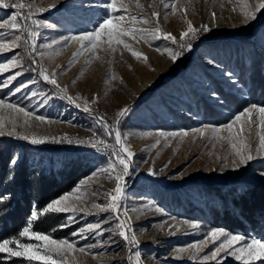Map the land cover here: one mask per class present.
Listing matches in <instances>:
<instances>
[{
    "label": "rangeland",
    "instance_id": "1",
    "mask_svg": "<svg viewBox=\"0 0 264 264\" xmlns=\"http://www.w3.org/2000/svg\"><path fill=\"white\" fill-rule=\"evenodd\" d=\"M24 2L35 3L37 8L45 9L43 12H36L34 17L41 21L40 27L35 29L40 35L35 40V50L31 48V40L25 44L22 39L19 48L0 53V63H6L14 56L19 60L18 67L0 73V99L23 107L32 115L25 117L23 113L0 108V122L3 123L2 130L5 132L12 129L14 121L18 135L47 137V142L51 141L52 137L61 139L67 136L74 142L65 141L66 144L78 146L77 148L83 145L90 147L91 151L88 152L93 155L91 173L70 191L62 194L76 189L69 203L83 209L74 214L64 213L67 221L69 216L75 215V221L69 224L76 226L73 233L97 221L102 223L103 229H115L117 223L112 212H99L92 207L93 203L104 205L109 202L105 194L114 189L116 181L106 174L94 176L93 173L107 167L110 161L114 162L115 156L108 159L103 154V151H109L110 148L105 149L100 145L94 148L90 143L80 144L75 141L102 138L108 144L115 145L114 135H107L102 127L106 122L118 128L133 153L129 162V174L122 181L126 183V187L122 199L123 208L119 215L121 219L128 220L127 234H134L137 243H126L118 234L110 231H103L102 235H98L96 231L85 232V238L71 233L69 238L62 239L73 242L77 249L83 247L88 251L61 252L54 258L60 264H129V255L133 256L134 264H242L235 255H226L223 250L215 259L211 258V252L225 237L214 239L209 233L222 228L204 225L196 219L173 211L166 204V200L162 201L161 194H166L170 188L182 184L223 183L228 187L232 182L247 180L264 186V177L260 175L264 172V154L254 151L253 160L234 170L232 161L237 160L238 163V158L228 140L220 139L227 137L228 132L221 129L219 133L214 134L212 127H205L226 125L235 115L253 104L264 106L263 102L255 101L246 91H242L235 79L236 59L247 62L251 52L259 48H262L264 53V10L257 14L255 20L245 23L238 4L233 3V0H138L140 6H137V0H123L127 9L123 14L130 23L138 28L150 29L157 23V18L153 17L152 13L159 12V27L163 32L175 36L178 43L185 42L180 40V35L187 30L188 21L198 29L206 25L209 31H201L196 37H186V41L191 42L192 49L184 51L176 62L166 53H161L166 48L180 51L178 43L151 38L145 42L138 35L135 40L129 37L124 39L131 45L132 50L143 53L147 62L135 58L122 45H114L117 49L115 52L97 50L96 56H93L90 50L83 51L73 61V53L78 51L80 44L78 41L65 44L62 38L91 31L106 16L102 5L108 0ZM172 3L176 5L175 12L170 7H165ZM239 3L255 7L258 0H239ZM117 6H120L119 0ZM13 11L15 10L0 8V21ZM119 14L121 13H117ZM129 14L143 16L149 20V24L131 21ZM211 34H217L219 40L207 43L204 38ZM10 36L11 33L9 38ZM222 39H248L252 42H243L239 48L234 49L232 41L223 43ZM57 40L61 42L52 44ZM49 44H52L51 48L48 47ZM227 55L228 62H232V68L224 69L222 62L216 60L220 57L223 60ZM41 68L46 69L49 74H55L59 88L43 80L39 75ZM202 69L207 70L211 77L221 83L233 84L234 93L237 97L245 99V104L234 112L225 113L229 115L221 122L203 121L199 115L193 114L187 115L191 118L187 123L171 120L170 113L164 110V102L172 105L174 101L184 99L183 95H178L183 90L198 88L201 92L202 88H206V97L212 101H220L212 91L210 81L204 76ZM13 75H16V78L9 81V77ZM4 84L7 86H3ZM17 87H20L21 91L16 92ZM60 88L66 89V93ZM147 92H150L151 96L138 103V98ZM67 96H71L73 100L67 99ZM85 101L88 102L90 112L83 111ZM77 104L81 107H77ZM124 108L129 111L119 118L117 124L116 114ZM222 110L224 112L225 108ZM36 116H43L45 120H37ZM101 117L102 120L99 119ZM260 119L259 112H253L251 123L245 122L246 117L241 120L245 125L243 138L253 147L258 146V134H264V129L258 127ZM239 126L234 125V130ZM196 129H203L204 134L201 135ZM185 132L187 135H184ZM160 133L165 135L161 136ZM168 133L177 135L167 136ZM18 135L3 136L30 147L35 145L28 140L19 139ZM120 170L121 167L117 164L115 171ZM111 175L114 177L115 172ZM143 184L147 187H142ZM124 209L127 210L126 215ZM106 218L110 219V223H103ZM193 224L197 226L193 227ZM222 230L229 235L243 236L245 240L259 239L255 235L247 236ZM20 239L21 242H29L27 237ZM245 240L234 242L230 251L243 247ZM9 247L15 250L17 246ZM178 249L184 250L178 252ZM137 251L140 253L139 261L135 258ZM205 255L210 257L207 261L203 260ZM13 258L22 260L23 264H42L41 261L30 262L24 257L0 253L2 264H8L6 262ZM254 264H264V261H256Z\"/></svg>",
    "mask_w": 264,
    "mask_h": 264
},
{
    "label": "trees",
    "instance_id": "2",
    "mask_svg": "<svg viewBox=\"0 0 264 264\" xmlns=\"http://www.w3.org/2000/svg\"><path fill=\"white\" fill-rule=\"evenodd\" d=\"M204 39L207 43H215L219 36L211 34ZM222 41H232L234 49L243 42H252L248 39ZM250 55L247 62L236 59V83L255 101L264 103L263 49L259 48ZM228 60L227 55L223 60L220 57L216 61L222 62L223 68L228 69L232 68V62ZM202 73L209 79L211 89L220 101L206 97V88H202L201 92L198 88L183 90L178 95H183L184 99L176 100L172 105L164 102V110L170 113L171 120L187 123L191 120L187 115L193 114L199 115L203 121L221 122L229 115L225 113L234 112L245 104L246 100L234 93L233 84L221 83L205 69H202ZM150 96V92L144 93L137 102ZM77 147L66 142L51 141L30 147L13 138L0 136V194L8 196L6 201L0 203V242L18 238L19 232L27 226L34 206L37 211L42 210L91 173L93 155L88 152L91 151L90 147ZM83 150L86 152H81ZM13 159L16 160L15 164L11 163ZM142 187L147 186L143 184ZM161 198L173 211L204 225L247 236L255 235L264 240V186L247 180L232 182L228 187L223 183L182 184L170 188L166 194L162 193ZM65 222L64 213H49L33 222V230L51 233L56 239L69 238L76 226L60 227ZM6 263L23 264L18 258Z\"/></svg>",
    "mask_w": 264,
    "mask_h": 264
},
{
    "label": "snow or ice",
    "instance_id": "3",
    "mask_svg": "<svg viewBox=\"0 0 264 264\" xmlns=\"http://www.w3.org/2000/svg\"><path fill=\"white\" fill-rule=\"evenodd\" d=\"M120 6L118 7V0H108V2L104 3L102 6L106 10V16L102 18L95 27L91 31L85 32L79 36H65L62 38V41L67 44L70 41H78L80 44V48L76 53H73V61L76 57L83 51L90 50L93 56H96L97 50H110L115 52L117 49L114 45H122L124 49H127L131 52V54L137 59H143L147 62V57L139 52L132 50L131 45L124 39L125 37H129L132 40H135L137 35L140 39L145 42L151 39H163L170 40L173 44H177V39L171 33L163 32L159 27L158 20L160 13L153 12L152 16L157 18V23L150 29L146 28H138L134 24L130 23L129 20L125 18L123 13L127 12L123 4V0H119ZM233 3H237L240 9L241 14L245 18V23L250 20H255L257 18V14L264 10V0H258V3L255 7L250 6L249 4H240L239 0H233ZM137 6L138 4L137 0ZM142 7V6H141ZM165 7H170L173 12H175L176 5L172 3L171 5H165ZM0 8L3 9H12L15 10L9 14V16L2 21H0V53L12 51L13 49L19 48L21 46V41L25 44H28L29 40L32 41L31 48L35 50L36 44L35 40L40 35L36 28H39L41 25V21L35 19L36 12H43L45 9L37 8L35 3H25L24 0H0ZM117 13H121L117 15ZM213 18H215V13L212 14ZM131 21H139L142 24H149V20L143 16H137L135 14H129ZM30 21V24H29ZM207 32L209 31L206 25H202L200 29L194 27L191 21L187 22V30L182 32L180 35V40L185 41L183 43H178L180 51L173 50L171 48H166L162 51L161 54L166 53L173 62H176L179 57L184 54V51H190L192 49L191 42L186 41V37L192 36L196 37L199 32ZM9 33L11 36L9 38ZM61 41H53L52 44L60 43ZM52 44H49L48 47H52ZM103 46V47H102ZM157 51H161V49H156ZM71 63V62H70ZM19 60L14 56L12 59L7 61L6 63H0V73L5 71H9L10 68L18 67ZM64 69L62 68L61 71ZM82 74V73H81ZM19 75V73H16ZM16 75L10 76L9 81L14 80ZM39 75L43 78L44 81L55 85L56 87H60L57 80L54 78V73L49 74L47 70L44 68L40 69ZM229 75H231L229 73ZM3 86H7L4 84ZM23 87H27V85H23ZM62 92L66 93V89L60 88ZM16 92L21 91L20 87L15 89ZM32 95H36V93H32ZM67 99L73 100L71 96H67ZM88 102H84L83 111L90 112V108L87 106ZM77 107H81L80 104L76 105ZM0 108L10 109L13 112L23 113L25 117L32 115V113L26 111L23 107H20L16 104L6 103L3 99H0ZM129 109L124 108L121 109L117 114L116 123H119V118L126 115ZM253 112H259L260 114V124L258 127L264 129V106L251 105L248 108H245L239 114L235 115L234 119L223 126L214 127V126H205L212 127V131L214 134H217L224 129L228 132L227 137H220V139H227L230 147L232 148L235 156L238 158L237 160H233L232 164L234 166V170L239 168L240 165H247L249 161L254 159L253 152H257L259 154H264V134L259 135L258 146L253 147L249 145L245 139L243 138V134L245 132V125L241 123L242 117H246V123H251V117ZM37 120L44 121L45 118L43 116H36ZM102 120L103 118H99ZM239 124V128L234 130V125ZM4 125L0 122V136L3 135H18L15 130V124L13 121V127L10 131H3ZM102 127L105 129V132L109 136L114 135L115 145L108 144L104 139H95V140H76V143L84 144L90 143L92 147L96 148L98 145L103 146V148H111L113 150V154L115 156V161H110L107 167L98 169L97 172L93 173L94 176L99 174H106L110 179H114L116 181L114 189L106 193L105 195L108 197L109 202L100 205L93 203L92 207L97 209L99 212H112L115 214L117 223L115 229H103L102 223L97 221L95 224L89 223L86 227L80 228L78 232L72 233V235H79L81 238L84 237L85 232L96 231L98 235H102L103 231L115 232L118 234L126 243L136 244L135 235L129 236L127 231L129 230L128 220L121 219L120 213L123 208L122 199L124 194V188L126 187V183H122L123 178L129 174V162L133 153L130 150V147L125 143V137L122 136L121 132L118 128L108 125L106 122L102 124ZM195 131L200 132L201 135L204 134L203 129H196ZM161 136H164V133H160ZM176 133H168L167 136H175ZM184 135H187L185 132ZM19 139L28 140L31 144H43L47 142L49 138L47 137H29L28 135H18ZM73 143L72 139H69L67 136L56 139L55 137L51 138V142L53 143ZM159 143V141H157ZM118 146V148H117ZM12 164L16 163V160L13 159L11 161ZM117 164L121 167L119 172H116ZM112 172H115L114 177L111 175ZM260 175L264 177V172H261ZM76 189L73 190L75 192ZM73 192L67 193L65 195L60 196L58 199H55L49 202L42 210L37 211L35 206L31 211V215L29 220L27 221V226L24 227L18 234V238L13 239H5L0 242V253H9L12 257H24L28 261H41L42 264H60L57 259L54 258L55 255L61 252H86L88 249L86 248H76L75 244L68 239H55L51 235V233H41L39 231L33 230V222L38 218L43 217L45 214L53 213H76L78 210L83 211V209H78L69 203L70 197L73 195ZM8 199V196L5 194H0V203H3ZM80 199V197H77ZM127 210L124 209V214L126 215ZM174 219V218H173ZM75 221V215H71L68 218V221L64 224L60 225V227H68L71 222ZM103 223H110V219L106 218ZM193 227L197 225L193 224ZM52 231H55L53 229ZM209 236L214 239H219L220 237H225L224 241L220 243L218 247H216L211 252V258L215 259L218 254L223 250L225 254L235 255V258L242 262V264H254L256 261H264V240L251 238L250 240H245L243 236L239 235H229L224 230H213L209 233ZM28 238L29 242H21L20 238ZM245 240L244 246L240 248H235L234 251H230L234 247V242ZM31 241L42 242L38 244H33ZM9 245H16V249L14 250ZM92 246H89V248ZM196 247V246H190ZM184 249H178V252H182ZM129 252H132V249H129ZM136 261L140 259V253L135 252ZM210 257L205 255L203 257L204 261H207ZM129 264H134L133 256L129 255L127 257Z\"/></svg>",
    "mask_w": 264,
    "mask_h": 264
},
{
    "label": "built area",
    "instance_id": "4",
    "mask_svg": "<svg viewBox=\"0 0 264 264\" xmlns=\"http://www.w3.org/2000/svg\"><path fill=\"white\" fill-rule=\"evenodd\" d=\"M109 151H103V154L106 156V158L114 157L113 150L110 148Z\"/></svg>",
    "mask_w": 264,
    "mask_h": 264
}]
</instances>
